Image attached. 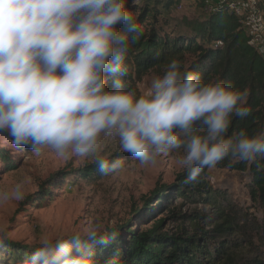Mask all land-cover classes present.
<instances>
[{"label": "clouds", "instance_id": "1", "mask_svg": "<svg viewBox=\"0 0 264 264\" xmlns=\"http://www.w3.org/2000/svg\"><path fill=\"white\" fill-rule=\"evenodd\" d=\"M140 33L127 0H0V134L36 156L47 148L60 158L90 159L103 176L125 167L101 155L105 138L140 165L179 152L186 184L226 158L264 154V132L227 135L233 116L250 114L247 89L205 82L178 59L142 92L127 87L125 60ZM30 181L0 191V203L22 201ZM10 238L0 229V249ZM107 243L99 224L85 225L43 239L18 264H97L96 249Z\"/></svg>", "mask_w": 264, "mask_h": 264}, {"label": "trees", "instance_id": "2", "mask_svg": "<svg viewBox=\"0 0 264 264\" xmlns=\"http://www.w3.org/2000/svg\"><path fill=\"white\" fill-rule=\"evenodd\" d=\"M172 5L173 0H147L140 4L127 1L141 33L131 42L125 60L127 75L121 79L126 86L141 92L138 84L143 75L150 70L162 73L170 60L178 59L184 70L199 73L205 82L224 81L248 90L245 106L250 114L232 117L229 137L240 130L249 135L264 132V56L261 48L251 43V31L223 5L210 12L201 24L187 23L193 30L191 34H174L159 20L164 9ZM254 6L264 17V0H256ZM126 155L117 152L106 159H123ZM216 168L251 173L246 188L261 209L262 219L252 220L251 208L239 202L230 200L224 205L228 193L213 186L208 176L210 169L197 182L187 184L184 170L173 181L157 186L151 197H144L143 206L133 209L128 221L105 235L108 243L96 249L97 264H105L113 257L119 264H264L261 258L250 259L244 245H256L254 237L245 239L254 224L264 233V154L247 161L226 158ZM77 172L87 181L103 176L95 163ZM47 195L31 199L37 202ZM187 204L209 205L216 214L184 211ZM241 234L243 239L237 237ZM5 247L14 257L4 256L1 264H18L26 251L39 246L8 241Z\"/></svg>", "mask_w": 264, "mask_h": 264}, {"label": "rangeland", "instance_id": "3", "mask_svg": "<svg viewBox=\"0 0 264 264\" xmlns=\"http://www.w3.org/2000/svg\"><path fill=\"white\" fill-rule=\"evenodd\" d=\"M144 1L147 0H139V3L132 0L137 4ZM220 1L173 0V5L164 9L160 16V23L171 33L191 34L193 30L187 23L195 26L201 24ZM243 1L246 13L255 8L256 0ZM242 23L248 30L251 29L247 19ZM258 33L262 34L261 31ZM260 51L264 56V48ZM156 74L161 73L150 70L143 75L138 84L141 92L147 81ZM117 152L124 153L120 151L118 140L105 138L101 155L108 158ZM179 155L178 152L161 156L154 165H140L126 155L122 171L87 181L79 177L77 170L93 163L90 159L60 158L47 148L36 156L27 148H14L11 139L6 134H0V191L10 189L25 177H31L25 186L22 201L0 203V229L9 231V242L31 246H40L41 241L49 236L81 231L85 225L99 224L102 233L107 235L128 221L133 209L143 206L144 197H151L157 186L173 181L177 174L184 171L176 163ZM208 176L214 187L227 191V200L222 202L224 205L230 200L239 202L251 208L252 220L262 219L261 209L253 203L246 188L251 180L249 171L213 168ZM45 193H48L46 199L32 201L31 197L44 196ZM193 210L216 214V210L209 205L187 204L184 207V211ZM258 229L261 228L254 224L245 235V239L254 237L256 245L252 247L247 242L244 245L248 247L246 254L250 259L261 258L264 261V233ZM237 237L243 239L244 235ZM8 253L6 247L0 249V264L4 256L14 257L13 253Z\"/></svg>", "mask_w": 264, "mask_h": 264}, {"label": "built area", "instance_id": "4", "mask_svg": "<svg viewBox=\"0 0 264 264\" xmlns=\"http://www.w3.org/2000/svg\"><path fill=\"white\" fill-rule=\"evenodd\" d=\"M223 5L240 18L241 22L247 19V23L251 27V43L258 48H264V17L262 13L256 8L249 13H246V7L243 0H221L219 5L213 8L212 11ZM259 31H261L262 34L258 33Z\"/></svg>", "mask_w": 264, "mask_h": 264}]
</instances>
